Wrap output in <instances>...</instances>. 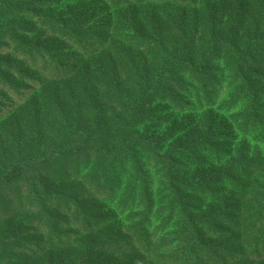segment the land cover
<instances>
[{"label": "trees", "instance_id": "obj_1", "mask_svg": "<svg viewBox=\"0 0 264 264\" xmlns=\"http://www.w3.org/2000/svg\"><path fill=\"white\" fill-rule=\"evenodd\" d=\"M7 2L0 0L2 6ZM148 3L186 7L195 0H107L111 7H145ZM27 13L36 24L60 36L66 45L69 40L68 50L73 53L78 48L85 54L98 51L85 61L79 60V70L74 59L68 67L62 64L47 45L27 44L15 33H4L3 40L9 36L13 45H1L6 51L0 56V72H3L0 73V133L8 139L6 144L0 138V216L14 211L13 206L23 210V204L28 203V209L37 216L35 224L53 241L58 237L52 222L57 216L64 217L67 226L75 229L62 242L67 247L66 264H91L93 259L104 255L120 259V252L125 250L137 251L141 259L150 258L148 264H254L255 260H264V159L260 157L259 147L252 159H247L250 147L243 146L236 158L229 159L219 174L235 191L225 197L223 191H213L209 197L212 203L197 215L200 209L192 207L189 194L197 189L206 191L207 183L176 178L169 164L170 154L183 148L174 145L163 154V140L141 131L149 95L161 93L163 98L172 100L170 85L177 84L185 92L194 83L202 85L207 76L202 71L203 64L216 55V48L226 49V68L233 80L240 82L251 108H255L261 97L248 76L252 72L245 71V67L249 62L255 63L253 54L257 50L264 51V36H256L257 28L240 46L234 38L233 25L229 24V32L224 36H216L215 29H210L207 35L211 45L200 55L201 64L196 67L189 59L175 58L177 52L165 46L156 31L157 35L147 34L134 19L124 31L131 34L119 38L104 35L102 46L93 50L87 42L96 37L97 27L88 29V21L70 27L63 19L30 10ZM7 52L10 60L3 58ZM146 53L158 59L159 67L153 73L139 67L143 63L141 56ZM133 54H137L135 60ZM18 61L25 63L30 73ZM97 63L111 67V71H93L92 66L96 67ZM178 71L186 82H192L177 83L174 74ZM126 84L129 91L125 90ZM39 87L42 93L51 88L50 95L45 97L37 92L27 98V94ZM38 99L44 114L39 113V107L29 106L30 101L37 104ZM177 106L187 109L194 105L184 100ZM22 115L26 119L18 124L16 120ZM7 121L11 122L10 126L6 125ZM248 122H252L253 128L256 126L254 118L249 117ZM260 141L264 143V137ZM142 154L158 165H166L162 186L156 193L140 161ZM120 161L122 166L118 165ZM62 164L68 167L57 174ZM209 177L216 180L212 175ZM55 188L60 192L53 193ZM87 188L96 204H121L122 199L123 214L140 197L139 206H144L146 211L132 218L140 219V223L127 228L124 235L109 239L114 234L108 227L109 220L95 218L87 211L90 203L82 202ZM157 206L163 208L158 215L162 222L154 231L147 230L145 227ZM228 213L244 214V217L234 222L227 217ZM100 234L104 237L96 238ZM130 234L136 236L137 244L123 237ZM113 243L119 248H112ZM106 245L111 251L92 254L94 248ZM7 250L4 251L0 242V256Z\"/></svg>", "mask_w": 264, "mask_h": 264}, {"label": "rangeland", "instance_id": "obj_2", "mask_svg": "<svg viewBox=\"0 0 264 264\" xmlns=\"http://www.w3.org/2000/svg\"><path fill=\"white\" fill-rule=\"evenodd\" d=\"M105 3L107 4V0H8L3 6L0 3V56L6 51V48H1V45H13L11 37L7 36L6 41L3 40L4 33H15L24 43L49 46L56 58L62 64H66V67L74 59L77 64L76 69L80 70L79 60L85 61V58H89L98 51L93 50L102 46L104 35L119 38L131 34L124 32L131 19H134L136 25L145 30L147 34L160 35L165 46L177 52L174 55L175 58L189 59L196 67L201 64L200 55L205 53L211 45L207 35L210 29H215L216 36H224L229 32V26L233 25V34L238 46L242 45L250 35L249 33L255 31L256 28L258 31L256 36H264V0H195V3L186 7L148 3L145 7L131 6L128 8L111 7ZM27 10L46 17L63 19L70 27L75 23L88 21V29L97 27L96 37L87 42V45L93 48V52L85 54L80 48L74 53L68 50V45H71L69 40L66 45L60 36L51 33L41 24H36ZM216 51V55L213 58L209 57L205 65L203 64L202 71L207 76L203 78L202 85L194 83L186 88V92L182 91L177 84L170 85L174 99H165L161 93L151 94L143 109L145 125L141 131L163 140L161 144L163 154H167L174 145L183 148L180 152L170 154L169 164L175 171L174 176L185 182L207 183L206 191L197 189L189 194L192 207L200 209L197 215L204 213L208 205L212 203L209 197L213 191H223L224 197L235 191L230 183L223 181L219 171L226 167L229 159L238 156V150L242 146L250 147L247 159L254 157L256 147H259L260 157L264 159V143L260 141L261 137H264V58H260L264 56V51L257 50L253 54L255 63L249 62L245 67V71L252 72L248 76L254 81L253 87L261 97L255 108H251L249 100L244 96V91H241L240 82H235L226 68V49L221 47L216 48ZM8 55L7 52L3 58L10 60V55ZM136 56L137 54L132 55L133 60ZM141 58L143 63L139 67L144 66L150 73L159 67L157 57L146 53ZM100 63L103 62L100 61ZM100 63H97L94 68L92 66L93 71H111V67L98 66ZM18 64L24 71L30 73L25 63L18 61ZM116 69L115 72L118 71ZM0 73L3 74V72ZM174 75L177 83L192 82V80L186 82L182 72H175ZM40 90V87L36 88L33 93L27 94V98L33 97L37 92H41ZM50 90L51 88L39 94L48 97ZM125 90L129 91L127 84ZM8 97L12 99L11 96ZM209 99H211L210 102H206ZM184 100L190 101L194 106L187 109L179 108L177 104ZM29 106L32 108L37 106L40 108L39 113H45L39 99L37 104L30 101ZM31 109L28 111L30 112ZM21 117L16 120L18 124L26 119L25 115ZM249 117L256 121L254 128L252 122H248ZM11 122L7 121L6 125L10 126ZM0 136L7 144V137L2 133ZM140 161L144 165L153 193L158 192L162 186L161 181L164 179L163 171L166 165H158L157 162L143 154L140 155ZM122 164L121 161L118 162V165L122 166ZM67 167V164H62L57 174L66 171ZM239 173L233 175L239 176ZM210 175L216 180L210 179ZM52 192L57 194L60 190L55 188ZM82 196L83 203H90L87 211L91 215L105 221L109 220L108 227L112 228L111 231L114 233L109 239L124 235L126 232L123 233V231L127 228L138 225L140 219L132 220V218L141 216L146 211L144 206H139L142 201L140 197L134 206H130L131 203H129L128 212L123 214L122 199L121 204L119 202L96 204L91 201L94 197L89 188ZM234 203H231L232 209L235 207ZM23 205V210H18L19 207L13 206L14 211L11 210L5 216H0V242L3 243L4 251L9 245L7 253L3 252L0 256V264H66L67 247H64L62 242L64 238L66 239L65 235L75 229L67 226L64 217L55 216L56 219L52 225L55 227V233L60 242H57L58 238L56 241L50 240V235L35 224L37 223L36 213L28 209V203ZM162 209L161 206H157L146 229L151 228L150 231H154L161 224L162 220L158 218V215ZM227 217L236 222L237 219L241 220L244 214L228 213ZM214 223L220 225L217 221ZM228 229L231 230V228ZM103 237L104 235L100 234L96 238L102 239ZM123 237L133 240L132 244L138 243L136 236L130 234ZM110 245L113 246L112 248H119L116 243ZM20 248L22 251H18ZM109 250L108 245L101 246L94 248L92 254L104 255ZM119 255H121L120 259H111L112 257L104 255L103 258L93 259L94 261L90 263L140 264L143 261V264H148L151 260L150 258L141 259V255L135 250H125ZM254 264H264V260H255Z\"/></svg>", "mask_w": 264, "mask_h": 264}]
</instances>
